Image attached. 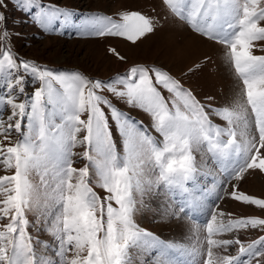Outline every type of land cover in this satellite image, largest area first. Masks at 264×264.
Returning a JSON list of instances; mask_svg holds the SVG:
<instances>
[{
  "label": "snow or ice",
  "instance_id": "snow-or-ice-1",
  "mask_svg": "<svg viewBox=\"0 0 264 264\" xmlns=\"http://www.w3.org/2000/svg\"><path fill=\"white\" fill-rule=\"evenodd\" d=\"M159 3L164 11L155 15L125 9L82 18L55 2L18 0L17 6L44 33L120 38L132 45L179 21L225 47L226 62L242 85L234 104L201 101L155 63H132L100 79L25 60L3 46L7 18L0 12V113L10 112L6 121L0 119V136H18L15 144H0V164L13 170L0 176V220L7 221L0 224V264H148L139 257L153 252L152 264H264V236L246 243L239 235L264 232V216L236 217L215 204L230 198L264 211V198L238 191L245 174L264 173V54H255L264 53V0ZM107 51L127 63L116 47ZM29 79L39 83L31 92ZM130 110L147 115L150 124ZM78 147L83 151H74ZM73 157L84 165L75 167ZM205 157L218 166L220 179L203 189L214 196L215 207L207 210L200 247L165 242L141 227L137 216L145 210V197L159 195L161 187L186 194ZM204 211L193 197L165 215L180 219ZM225 215L226 222L218 220ZM30 227L54 238L57 259L37 252ZM224 234L232 238H219ZM35 242L49 247L38 237ZM232 247L235 255L229 254Z\"/></svg>",
  "mask_w": 264,
  "mask_h": 264
},
{
  "label": "rangeland",
  "instance_id": "rangeland-1",
  "mask_svg": "<svg viewBox=\"0 0 264 264\" xmlns=\"http://www.w3.org/2000/svg\"><path fill=\"white\" fill-rule=\"evenodd\" d=\"M6 7H0V12L6 16L8 35L3 39V46H11V50L20 58L32 60L38 64L46 65L49 68L64 71H78L91 78L108 79L117 72H122L132 63H155L168 69L170 73L181 79L186 88H190L201 101L211 97L213 106H229L234 104L238 97L241 82L235 77L234 70L226 62L224 55L226 49L223 45L201 39L179 21H170L154 35L148 36L136 45L126 42L120 38H92L81 37L70 34L68 31L44 33L38 27L29 22L28 15L17 6L18 0H4ZM45 4L55 2L61 6L66 5L76 12L78 18L86 15L114 16L121 10H137L147 15L162 13L159 0H43ZM0 23V30L3 29ZM109 47H116L117 50L127 58V63L119 62L113 55L108 53ZM255 54H264L256 51ZM196 65H199L197 68ZM189 69L193 71L189 72ZM27 91L31 92L34 87H39V83L27 82ZM2 90V88H0ZM23 99V96L20 97ZM121 108L125 106L119 105ZM131 114L145 124H150L147 115L136 110H130ZM10 114L5 108L0 113V119L7 120ZM214 122L224 126L223 121L213 118ZM57 122H59L57 120ZM18 139L13 131L10 140H4L0 136V144H15ZM74 151L82 152L83 147H78ZM75 167H82L85 161L80 157H73ZM12 169H4L0 164V176L11 175ZM218 166H215L211 159L205 157L200 165V172L194 182H191L187 193L179 189L171 192L160 188L159 195L145 197V210L138 214L137 222L141 227L153 232L165 242H176L186 248H199L203 241L205 232L203 222L210 218L208 209L220 206L219 210L225 213H232L236 217L257 215L264 216V211L255 206H246L241 202L232 199L212 201L214 196H206L203 189L211 188L214 180H219ZM34 182H38L39 177H33ZM235 183V182H233ZM238 191L246 194L264 198V173L250 171L245 174L243 181L238 184ZM173 193L175 198L173 199ZM202 201L205 207L203 213L188 214L180 219L165 215L166 209L178 208L185 199L191 202L192 198ZM28 219L32 221L33 213H28ZM225 222L228 217H218ZM0 220V224L6 223ZM200 225L199 231L193 230V225ZM29 232L33 237L34 247L40 255L55 257L53 248L56 241L47 232L37 233L35 227H30ZM239 235L247 243L264 236V232L250 229L241 232ZM40 241H47L48 248L36 243V238ZM221 239L232 238L231 234H224ZM236 248L229 249V254L235 255ZM155 254V252H154ZM71 255V253H69ZM153 253L150 256L140 255V261L147 260L152 264ZM179 259H190L188 256H178Z\"/></svg>",
  "mask_w": 264,
  "mask_h": 264
},
{
  "label": "crops",
  "instance_id": "crops-1",
  "mask_svg": "<svg viewBox=\"0 0 264 264\" xmlns=\"http://www.w3.org/2000/svg\"><path fill=\"white\" fill-rule=\"evenodd\" d=\"M153 255L155 256L154 252H153Z\"/></svg>",
  "mask_w": 264,
  "mask_h": 264
}]
</instances>
